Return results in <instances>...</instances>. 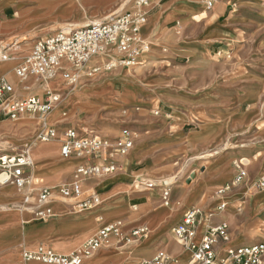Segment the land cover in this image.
Masks as SVG:
<instances>
[{
	"label": "crops",
	"instance_id": "0c3cea01",
	"mask_svg": "<svg viewBox=\"0 0 264 264\" xmlns=\"http://www.w3.org/2000/svg\"><path fill=\"white\" fill-rule=\"evenodd\" d=\"M128 1L0 0V39L4 42L15 40L8 50L10 59L0 60V78L6 77L16 82L14 68L31 52L39 38L64 27L80 28L102 21L124 8ZM194 1H151L148 20L142 30L150 51L141 57L139 69L131 74L126 70L105 75L103 72L96 74V78L83 75L86 79L76 85L66 82L67 85H55L63 103L54 110L60 102L56 104L50 113L67 109L66 115L54 114L50 124L63 129L67 122H72L73 128L81 134L116 138L124 120L115 116L114 119L98 121L90 114L105 107H113L119 112L127 108V116L134 118L135 122L132 125L135 145L128 158L119 161L120 167L116 172L83 183L85 189L100 196L103 201L101 206L81 209L75 207L71 200H54L48 203L54 215L38 219L33 213L35 194L29 207L25 208L24 197L14 184L0 186V264H45L23 260L22 251L42 244L55 252L69 254L83 245L103 224L118 220L127 231L145 224L149 227V234L136 242H119L113 237L110 246L102 247L87 257L85 264H137L153 259L160 250L169 253L175 260L174 264H192L191 250L179 243L172 230L186 212L196 206L201 211L198 219L200 237L197 234L196 241H200L207 226L227 222L231 239L226 247L253 242L237 230L247 220L261 217L254 206L256 195L251 194V204L245 212L237 208L236 201H232L223 212L213 208L211 215L204 213L201 207L205 209L211 205L203 201L207 188L222 185L231 178L229 176L232 175L225 171L231 168L226 166L235 155L223 154L207 161L204 167L199 160L201 173L192 163H188L186 170L194 175L191 180L186 175L185 181L178 180L175 185L170 186L167 184L170 181H166L174 177L172 173L180 170V161L186 156L194 154L199 159L213 156L208 151L222 135L230 133L235 127L234 118L246 116L244 112L237 114L235 107H241L257 93L245 87L248 83L244 78L232 77L233 80L223 84L225 87H220L221 73L230 70L217 68L211 48L218 40L232 37L234 21H220L227 13V5L222 4L216 10H203L191 3ZM240 6L245 8L248 5ZM110 12L113 13L106 14ZM203 12L207 15L202 17ZM198 15H201L199 19L196 18ZM19 42L24 43L16 46ZM181 57L188 58L187 66L181 63ZM243 58L236 57L234 61H253V65L258 67L255 73L258 74L259 83H262L259 92L263 91L264 80L260 76H264V62H261L264 55L248 53ZM236 64L235 71H231L240 73L242 69ZM59 78L64 80L62 72L55 80ZM115 80L127 81L119 92L112 82ZM28 83L29 80L23 81L21 88L19 84L17 88L22 89L24 84L31 86ZM76 90L82 94L72 99L70 95ZM156 106L163 108V112L157 116L153 113ZM89 111L83 125L71 120L80 112ZM116 111L114 115L118 116L120 113ZM28 116L34 117L33 120H28ZM28 116L0 121V155L19 153L17 147H22L21 151L28 137L39 130V116ZM192 121L199 123L200 128L189 133L181 131V125ZM149 130H152V135H149ZM52 142L55 144L36 148L34 152L35 147L32 149V178L38 186L71 182L75 168L85 160L79 157L62 158L60 142ZM149 169L158 171L155 176L158 183L154 188L145 189L137 184V179ZM167 186L170 191L169 205L164 204L162 197ZM240 191L242 189L234 190L230 195H247ZM217 214L222 219L215 221L213 217Z\"/></svg>",
	"mask_w": 264,
	"mask_h": 264
},
{
	"label": "built area",
	"instance_id": "2783aa9c",
	"mask_svg": "<svg viewBox=\"0 0 264 264\" xmlns=\"http://www.w3.org/2000/svg\"><path fill=\"white\" fill-rule=\"evenodd\" d=\"M149 0H137L132 9L118 12L102 21L80 28L59 29L39 38L31 52L14 68L19 82L35 79L42 87V94H25L29 86L18 89L16 84L6 77L0 78V121L21 116L38 115L41 125L36 133L34 144L25 145L16 154L0 155V186L14 184L23 195V206L29 203L35 194L36 205L33 213L38 219H47L54 215L51 201L71 200L75 207L94 208L103 202L100 196L83 187V183L92 178L113 174L119 167L117 157H124L134 147V135L129 128L122 129L115 139L90 133H79L73 127L58 129L46 122L53 108L60 102L61 95L52 83L62 72L63 79L69 85H76L83 75L91 76L101 66L98 61L108 59L107 66L116 65V56H122L123 62L133 65L139 61L149 45L141 36V29L147 22L145 7ZM212 8L217 0H204ZM7 42L0 39V60L10 59ZM155 113H159L158 110ZM57 140L60 142V156L64 159L79 157L85 159L74 170L73 180L54 186H38L33 182L34 161L32 149L37 143ZM238 170L235 178L216 190L218 197L225 198L233 188L247 177L244 163H236ZM146 189L155 187L154 182L142 181ZM264 188V175L256 182ZM169 189L163 192V201L169 205ZM227 203L217 206L224 211ZM201 211L191 208L172 230L175 238L185 248L191 250L192 264H264V241L240 245L225 246L231 239L229 225L226 222L207 226L196 241L198 219ZM103 222V219H100ZM149 234L145 224L125 230L121 221L105 223L83 245L69 254L55 252L46 245H38L22 251L25 261H38L45 264H85V259L99 249L112 244L113 237L119 242H136ZM175 260L164 250L149 260L137 264H174Z\"/></svg>",
	"mask_w": 264,
	"mask_h": 264
},
{
	"label": "rangeland",
	"instance_id": "374dc122",
	"mask_svg": "<svg viewBox=\"0 0 264 264\" xmlns=\"http://www.w3.org/2000/svg\"><path fill=\"white\" fill-rule=\"evenodd\" d=\"M137 0H130L127 3L124 4V8L118 10L116 13L118 12H122V11H127L133 8L135 2ZM151 1H148V5L145 7V12L147 14V20H148V14H149V7L151 5ZM163 2L168 1V0H162ZM195 5H197L198 7L203 8V10H216L220 5L224 4L227 5V13L224 17H221L220 21L221 23H225L227 22L228 19H230L231 21H234V24L232 25V37H228V39H224V40H218L217 42H215V44L212 46L211 50H212V56L214 57V61L217 64V68L220 70H225V69H229L230 71L227 72H223L219 77V84L220 87H225L223 86V84L229 83L230 80H233L232 77L235 78H241V79H245L247 80L246 83H248L245 87L250 88L251 90H255L257 91L255 96H252V98L249 99V101H246L245 103H242L241 107H235L234 111L239 114L244 112V114L246 115L244 118H234V123L233 125L235 126L232 130H230V133L226 134V135H222L221 139H219L218 141H216L211 149L208 151L212 152L214 155L213 156H204L202 159H199V157L195 156L194 154H190L189 156H186L185 158L181 159L180 164H179V168L180 170L172 173V179L170 181V186L175 185L176 182L179 180L181 181H185V177L186 175L189 177V179L191 180L192 177H194L193 174H189V171L186 170V167L188 165V163H192V165H194L195 167H199V160L202 162L201 164H203V167L207 164V161H210L213 158H217L221 155H235L234 158H232L230 160L229 165L231 166V168L229 167L227 171H225L226 173L229 172L228 175H232L229 176L231 178H229L227 182L232 181L235 176L238 173L237 167H236V163H244V167L247 171V177L242 180L239 184H237L232 191L234 190H241L240 193L247 194L243 197L240 196H232L230 195V193L232 191H230V193L227 194V196H225V198H220L216 195V190L219 186H213L210 188H207V190H205L204 192V203H210V206L205 207V209L202 207L204 213L211 215L214 211L212 210L213 208L216 209L217 211V206L222 203V202H226L227 206L224 209V211L226 209H228V206L230 205V203L232 201H236L237 204V208L239 210H241L242 212H245L246 209L248 208V205L251 204V200H252V193L255 196L254 199V206L257 210V213H259L261 215V217H257L253 220H247L243 226H241V228L239 230H237V232L242 233L241 235L245 236L249 241L252 240V243L249 244H254V243H258V242H262L264 241V188H260L257 187L256 182L257 180L264 175V90L260 91L262 83H259V77L258 74H256L255 72L257 71L258 67L255 65H253V61H234L236 60V57H244V54H248V53H260L264 55V0H217L216 3L214 4V6L212 8H209L206 4L204 0H196L194 2H191ZM241 5H248L245 8H242ZM115 12V11H114ZM113 12L110 13H106L107 15L111 14ZM113 13V14H116ZM111 14V15H113ZM235 15L234 17H230L228 15ZM207 15V13L203 12L202 17ZM110 16V15H109ZM201 15L196 16V18H200ZM234 19V20H233ZM147 23V22H146ZM146 25V24H145ZM144 25V26H145ZM143 26V28H144ZM67 27L61 28V29H65ZM141 29V36H142V30ZM57 31V30H56ZM53 33V32H52ZM142 38L144 39V41L149 45L148 41L142 36ZM12 41L15 42V40H10L7 42V46L10 48L13 46L14 43H12ZM24 42H19L18 45L19 46L21 44H23ZM150 51V45H149V50L147 52H145L143 55L148 54ZM26 57V56H25ZM118 57L120 60H118V62L116 63V65L112 66V67H108V61L110 60L109 57L108 59H102L99 60L97 63L99 66H101L100 70L98 72H95L93 75H91L90 77L96 78L97 76H95L98 73H104V75L107 74H111V73H115V72H120V70H126V72L128 73H132L134 72L135 69H139L138 65H140L141 62V58L139 59V61H137V63L135 64H127L125 62H123V58L122 56H116ZM143 57V56H142ZM234 58V59H233ZM180 59H182L183 61L181 62L183 65L187 66L188 64V58L187 57H181ZM244 59V58H243ZM235 62L237 63L236 65L238 67H240L242 69V71L240 73H235L233 71H235L234 69V65ZM261 62H264L261 60ZM233 70V71H231ZM237 71V70H236ZM88 76V75H85ZM84 76H82L79 80V83H81V81H83L86 78H83ZM15 81L14 82L16 84V87L19 84V88H21V86L23 85V82H19L18 79L16 78V76L14 77ZM92 78V79H93ZM260 78L264 80V76L261 75ZM60 81H63L62 85H67L65 84V80L62 79H57ZM115 84V88L116 91L119 92V90H121V88L123 87L122 85L126 84L127 81L125 82L124 80H115L112 81ZM238 84V83H236ZM25 86H27L26 84H24ZM28 85H31L29 87H31L30 90L24 91L25 94L29 93V94H42V87L41 84L39 83V81L35 80V79H31L29 80ZM52 87L55 89L54 86V82L52 83ZM232 88L233 86H227ZM249 89V90H250ZM56 90V89H55ZM58 92V91H57ZM59 93V92H58ZM81 95L82 93L79 90L74 91L73 93H71L70 97L72 99H74L75 97H77L78 95ZM123 100L125 99L124 95L122 96ZM63 103V99L61 100V102L54 108L57 109L61 104ZM66 108L62 109L63 111L61 112L62 114H66ZM151 110V109H150ZM158 110L159 113H155V111ZM116 109H114L113 107H105V108H101L100 110H97L94 113H91L90 115L94 116V118L96 120H103V119H114V117H118L119 119L124 120L125 122H122V129L124 128H129L131 130V133H133L132 130V125L133 123H135L132 119V117L127 116L129 115V111L127 108H123V111H116L119 112L120 114L114 115L115 114ZM161 112H163V108L162 106L158 107L156 106L153 109V113L154 115H159ZM87 113L89 112H80V115L74 118H71L72 121H74V123H84V120L86 119V116H88ZM50 115V114H49ZM48 115V117H49ZM89 115V116H90ZM29 119L28 120H33V118L31 116H28ZM46 122L50 124V120L48 119ZM31 118V119H30ZM69 121V120H68ZM83 125V124H82ZM81 125V126H82ZM67 127H75L72 125V122H67L65 124V128ZM175 128V127H174ZM199 123L197 122H185V124L181 125V131H184L185 133H189L191 131H195L197 129H199ZM64 129V128H63ZM122 131V130H121ZM37 133V132H36ZM36 133H33L30 137H28V139L24 142V145H31L34 144L35 141V137H36ZM121 133V132H120ZM120 133L118 135H120ZM149 135H152V130L148 131ZM147 133V134H148ZM134 135V134H133ZM118 137V136H117ZM116 137V138H117ZM137 137V136H136ZM111 138V137H110ZM116 138H111L113 140H115ZM50 144H55V142H46V143H40L39 145H37L33 152L35 151L36 148L39 147H43V146H48ZM42 145V146H41ZM134 145H135V135H134ZM23 146V145H22ZM18 148V152H20V147ZM245 152H250L249 155H247ZM17 152H11L10 154H16ZM130 153V152H129ZM4 154H9V153H4ZM129 154L124 156V157H117L118 161H122V160H126L128 158ZM242 156H247L251 159L252 163L247 162L246 160L242 159ZM250 161V162H251ZM256 162L257 164L254 165L253 163ZM137 168V167H136ZM141 168V167H139ZM201 170L198 168V172H200ZM142 175L137 179V184L140 185V187H144L142 184H140L142 181H152L155 184V187L157 186V174L158 171H154V170H148V172L146 171V173H141ZM156 176V177H155ZM169 180V179H168ZM166 180V181H168ZM224 183V184H225ZM222 184V185H224ZM154 188V187H153ZM146 189V188H145ZM166 189H169V186L166 187ZM233 193V192H232ZM230 195V196H229ZM263 203V205H262ZM102 204V203H101ZM252 206V205H251ZM194 208V207H193ZM195 208H200L199 206H196ZM223 212V211H221ZM213 219L216 220H220L222 219L221 215L217 214L214 215ZM227 223V222H226ZM242 236V237H243ZM254 240H258V241H254ZM243 245H248V244H243ZM234 247V246H233ZM236 247V246H235ZM19 261V259H18Z\"/></svg>",
	"mask_w": 264,
	"mask_h": 264
},
{
	"label": "bare ground",
	"instance_id": "6f19581e",
	"mask_svg": "<svg viewBox=\"0 0 264 264\" xmlns=\"http://www.w3.org/2000/svg\"><path fill=\"white\" fill-rule=\"evenodd\" d=\"M69 28H71V27H67V28H65V29H69ZM63 83V81H60V80H55L54 81V86L55 85H61ZM80 95V94H79ZM62 109H64V108H62ZM62 109H60V111L58 110V111H56V112H54V113H50V115H49V117H48V119L50 120V121H52V118H53V116H54V114H60L63 110ZM64 115H66L65 113H64ZM46 120H47V118H46ZM44 143H46V142H44ZM40 143H37L36 144V146L37 145H39ZM36 146H34V147H36ZM42 146V145H41ZM244 160H246L247 162H249V161H251V159L250 158H248V157H245V158H243ZM168 181H171V179H169ZM167 184H169V182H167ZM264 190V189H263ZM102 205V204H101ZM101 205H99V206H101ZM190 205V203H188V206ZM102 210V209H101ZM100 210V211H101ZM108 211V210H107ZM102 212V211H101ZM197 237H200L199 236V232H198V236ZM198 240V239H197Z\"/></svg>",
	"mask_w": 264,
	"mask_h": 264
}]
</instances>
